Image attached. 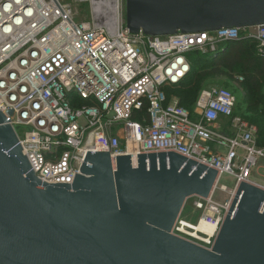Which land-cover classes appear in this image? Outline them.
<instances>
[{"label":"built area","instance_id":"2783aa9c","mask_svg":"<svg viewBox=\"0 0 264 264\" xmlns=\"http://www.w3.org/2000/svg\"><path fill=\"white\" fill-rule=\"evenodd\" d=\"M80 3L90 4L93 21H76L73 4ZM97 5L115 9L114 27L95 18ZM125 6L126 0H0V111L13 108L8 122L32 170L48 184H73L87 151L110 152L114 167L123 154L134 160L140 153L174 151L218 170L210 197L193 203L201 213L195 224L213 230L193 229L182 214L173 228L175 235L212 248L240 184L264 187L252 179L264 146L257 127L234 115L238 98L229 88L203 90L193 112L177 98L168 101L166 89L191 72L193 52L214 56L223 43L256 33L264 53V25L131 34ZM71 94L91 104L73 106ZM144 108L147 119L134 120ZM226 174L231 187L221 183ZM218 189L229 195L225 201L213 198Z\"/></svg>","mask_w":264,"mask_h":264},{"label":"water","instance_id":"95a60500","mask_svg":"<svg viewBox=\"0 0 264 264\" xmlns=\"http://www.w3.org/2000/svg\"><path fill=\"white\" fill-rule=\"evenodd\" d=\"M131 34L264 25V0H126ZM0 111V264H264V187L242 182L212 248L175 235L218 170L174 151H87L73 184L42 182Z\"/></svg>","mask_w":264,"mask_h":264},{"label":"trees","instance_id":"16d2710c","mask_svg":"<svg viewBox=\"0 0 264 264\" xmlns=\"http://www.w3.org/2000/svg\"><path fill=\"white\" fill-rule=\"evenodd\" d=\"M252 38L239 41H227L220 46V51L217 55L211 56L202 53L193 52L189 55L192 63L191 72L174 87L166 89L168 101H170L171 93L174 92L179 98L180 105L194 111L196 101L201 93L195 83H192L197 71L206 69L205 76L208 75H224L225 71L230 73L238 72L243 76L244 82L249 87L248 96L253 97L252 104L250 103V110L256 114L252 119L243 116L239 113V102L235 110V116H239L247 120L251 125H255L258 129L257 140L259 146H264V55L257 53L256 47L251 46ZM73 106L90 105L91 102L82 100L75 94H71ZM147 108L140 111H135L133 119L136 121H143L147 116ZM147 119V118H146ZM229 124V123H228Z\"/></svg>","mask_w":264,"mask_h":264},{"label":"rangeland","instance_id":"374dc122","mask_svg":"<svg viewBox=\"0 0 264 264\" xmlns=\"http://www.w3.org/2000/svg\"><path fill=\"white\" fill-rule=\"evenodd\" d=\"M73 8L74 11L77 12V16L75 17L76 21H93V17H92V10H91V6L89 3H80V4H73ZM255 36L250 37L252 38L251 42V46L252 47H256L257 49V53L264 55V53H262L260 51L259 48V40L257 39V35L256 33H254ZM248 38V39H250ZM197 53H199L198 51H196ZM207 68L202 69L201 71H197L194 78H193V82L195 83L197 86V89H199V93H201L203 90L210 88L212 86H219V87H226L229 88L231 91H233L237 98H238V102H239V113H241L243 116L248 117L250 119H252V117L256 116V114L254 112H252L250 109V103L252 104L253 101V97L252 96H248V86L246 85L245 81L244 82H239L237 79L239 78L240 81L243 80V76H240L238 74V72H236V70L234 72H224V75H208L205 76L204 72L206 71ZM175 88V87H174ZM264 89V88H263ZM171 98H178V96L176 95V93L172 92L171 94ZM224 126H227V121L225 120L223 122ZM224 127V128H225ZM17 130L19 133L23 134V128L22 127H17ZM213 147H219L220 150H222L224 153L227 152V147L223 146V145H219L217 146L216 144H212ZM263 164V161L260 160L258 166H256L253 170V175H252V179L256 182V181H263L264 180V167H260V165ZM221 183H224L225 185L231 187L234 185V182L231 180V175L226 174L224 175V177L222 178ZM260 183V182H259ZM263 185V184H262ZM229 197V195H227L226 193L220 191L219 189L215 192V194L213 195V198L217 201H225L227 198ZM196 200L195 197H191L187 200L185 207L183 209L182 212V216L187 218L190 222H193V224H195L197 222V220L200 218L201 213L198 211H195L193 208V203ZM196 225H194L195 227Z\"/></svg>","mask_w":264,"mask_h":264},{"label":"bare ground","instance_id":"6f19581e","mask_svg":"<svg viewBox=\"0 0 264 264\" xmlns=\"http://www.w3.org/2000/svg\"><path fill=\"white\" fill-rule=\"evenodd\" d=\"M95 18L99 21V23H105L108 24L110 27H114L116 23V17H115V9L110 8L109 11H104L101 9L99 5H97V9L95 12ZM134 160L136 162V157L134 156ZM191 227L196 230H205L207 232H211L213 230V226L202 222L200 225L190 223ZM194 225H196L194 227Z\"/></svg>","mask_w":264,"mask_h":264},{"label":"crops","instance_id":"0c3cea01","mask_svg":"<svg viewBox=\"0 0 264 264\" xmlns=\"http://www.w3.org/2000/svg\"><path fill=\"white\" fill-rule=\"evenodd\" d=\"M224 129H225V130H229V128H228V127H225ZM213 148L215 149V147H213ZM262 161H263V164H262V165H260V167H264V160H262ZM258 167H259V166H258ZM256 182H257V183H259V182H260L259 184H261V185L263 184V186H264V180H263V181H256Z\"/></svg>","mask_w":264,"mask_h":264}]
</instances>
